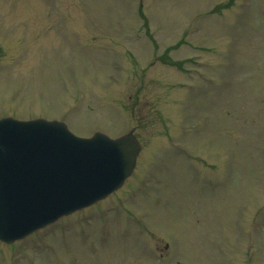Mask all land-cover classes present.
<instances>
[{
  "label": "rangeland",
  "instance_id": "1",
  "mask_svg": "<svg viewBox=\"0 0 264 264\" xmlns=\"http://www.w3.org/2000/svg\"><path fill=\"white\" fill-rule=\"evenodd\" d=\"M3 115L144 146L113 196L0 264H264V0H0Z\"/></svg>",
  "mask_w": 264,
  "mask_h": 264
},
{
  "label": "water",
  "instance_id": "2",
  "mask_svg": "<svg viewBox=\"0 0 264 264\" xmlns=\"http://www.w3.org/2000/svg\"><path fill=\"white\" fill-rule=\"evenodd\" d=\"M139 149L131 133L83 138L58 120L1 118L0 239L104 197L132 172Z\"/></svg>",
  "mask_w": 264,
  "mask_h": 264
}]
</instances>
